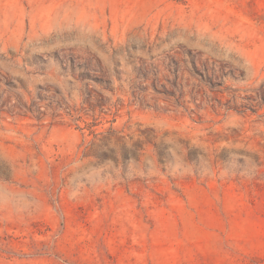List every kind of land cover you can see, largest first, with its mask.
<instances>
[{"label":"rangeland","instance_id":"rangeland-1","mask_svg":"<svg viewBox=\"0 0 264 264\" xmlns=\"http://www.w3.org/2000/svg\"><path fill=\"white\" fill-rule=\"evenodd\" d=\"M0 79V264H264V0H0Z\"/></svg>","mask_w":264,"mask_h":264},{"label":"trees","instance_id":"trees-1","mask_svg":"<svg viewBox=\"0 0 264 264\" xmlns=\"http://www.w3.org/2000/svg\"><path fill=\"white\" fill-rule=\"evenodd\" d=\"M4 94L7 96H4ZM11 95L12 92L6 90H3L0 94L2 99L1 111L19 116H27L29 113L32 115H35V113L41 114L37 102H33L29 106L19 95H17V103L8 108V103L12 101ZM84 103L94 106L91 91H88ZM92 133L94 134V132ZM170 147L165 145L164 138L159 136H120L118 131L110 129L103 136H92V139L85 146L82 159L95 160L99 166L112 163L115 168H122L124 173H126L132 165H142L143 157L148 152L151 153L152 159L156 158L160 165H165L168 157H171L169 153ZM191 155L189 152L186 158L189 160L192 157Z\"/></svg>","mask_w":264,"mask_h":264}]
</instances>
